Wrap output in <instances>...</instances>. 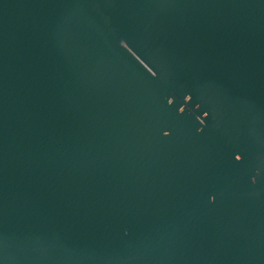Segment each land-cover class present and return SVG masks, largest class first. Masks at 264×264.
Listing matches in <instances>:
<instances>
[{
	"label": "water",
	"instance_id": "obj_1",
	"mask_svg": "<svg viewBox=\"0 0 264 264\" xmlns=\"http://www.w3.org/2000/svg\"><path fill=\"white\" fill-rule=\"evenodd\" d=\"M0 264H264V0H0Z\"/></svg>",
	"mask_w": 264,
	"mask_h": 264
}]
</instances>
